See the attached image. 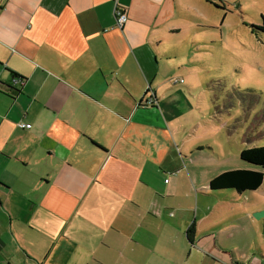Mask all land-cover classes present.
<instances>
[{
    "label": "crops",
    "instance_id": "1",
    "mask_svg": "<svg viewBox=\"0 0 264 264\" xmlns=\"http://www.w3.org/2000/svg\"><path fill=\"white\" fill-rule=\"evenodd\" d=\"M212 5L0 0V264H239L247 248L202 200L220 172L184 154L216 155L225 134L183 78L221 42Z\"/></svg>",
    "mask_w": 264,
    "mask_h": 264
},
{
    "label": "rangeland",
    "instance_id": "2",
    "mask_svg": "<svg viewBox=\"0 0 264 264\" xmlns=\"http://www.w3.org/2000/svg\"><path fill=\"white\" fill-rule=\"evenodd\" d=\"M210 1L213 5L209 21L219 23L221 42H213L210 46L208 62L197 65L183 78L195 85L191 95L197 108L203 110V116L210 120L206 121L207 125L224 130L225 134L210 141L216 155L206 149L198 153L202 147H194V154H184L188 165L191 163L201 171L205 168L221 174L243 163L241 151L231 147L229 136L234 135L237 142L241 137L254 138L252 142L264 147V33L258 31L263 24L264 0ZM216 33L221 35L219 30L212 35ZM225 124L227 129L222 128ZM201 193L206 205L216 208L211 211L212 216L220 214L223 217L225 237L247 248L248 253H241L237 262L264 264V227L261 229L254 219L264 208V184L258 191L242 197L235 192H221L219 196H226L225 201L213 197L209 185L208 191ZM226 256L231 260L236 257L229 252Z\"/></svg>",
    "mask_w": 264,
    "mask_h": 264
},
{
    "label": "trees",
    "instance_id": "3",
    "mask_svg": "<svg viewBox=\"0 0 264 264\" xmlns=\"http://www.w3.org/2000/svg\"><path fill=\"white\" fill-rule=\"evenodd\" d=\"M263 24L258 29L264 33ZM243 168L230 170L215 177L210 182V190L213 193L224 191H235L238 195L255 192L262 188L264 184V147L244 149L241 152ZM193 229L189 231L191 235Z\"/></svg>",
    "mask_w": 264,
    "mask_h": 264
},
{
    "label": "built area",
    "instance_id": "4",
    "mask_svg": "<svg viewBox=\"0 0 264 264\" xmlns=\"http://www.w3.org/2000/svg\"><path fill=\"white\" fill-rule=\"evenodd\" d=\"M115 16H116V21H117V26L120 29H123L125 27V25L128 23L129 21V17L128 14L125 12L124 9H122L119 6H116L115 9ZM183 82V81H182ZM143 106L145 107H153L156 105V101L154 100L153 97H147V99L144 100V102L142 103ZM20 127L22 129H30L31 125H27V124H20Z\"/></svg>",
    "mask_w": 264,
    "mask_h": 264
}]
</instances>
